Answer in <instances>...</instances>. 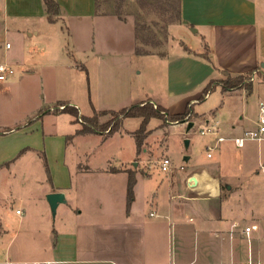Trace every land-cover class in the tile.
Instances as JSON below:
<instances>
[{
  "label": "crops",
  "instance_id": "crops-1",
  "mask_svg": "<svg viewBox=\"0 0 264 264\" xmlns=\"http://www.w3.org/2000/svg\"><path fill=\"white\" fill-rule=\"evenodd\" d=\"M56 1L59 12L54 20H49L43 0H0V63L18 71L11 80L0 81V126L3 95L19 85L35 105L29 118L35 123V133L42 137L43 145L42 149L34 145L25 147L11 163L39 157L44 169L49 166L50 170L49 178L45 170L48 187L44 193L60 191L64 195L55 208L57 213L63 204L59 224L45 229L43 255L12 258L9 243L3 241L5 232L0 231V263L10 259L44 264H264V210L259 208L264 203V193H260L264 190V179L256 185L258 180L252 174L241 178L240 171L230 173L221 160L208 159L213 156L212 148L229 152L232 147L240 155V147L231 140L241 135L235 125L229 130L220 123L219 131L226 137L221 142L216 143L209 134L204 143L205 161L194 160L188 166L185 162L191 154L182 155L179 161L165 154L163 157L170 158L173 171H160L157 161L160 176L156 177L154 165L137 168V162L132 167L126 160L119 165L93 168L76 155L74 164H69V143L86 136L100 139L115 134L128 117L120 118L114 131L109 132L106 126L81 132L80 123L73 121L71 114L49 110L64 102L77 107L83 116H91L100 110H117L149 101L154 106H163L170 114L187 108L183 120L152 118L171 126H191L195 119H201L204 125L217 119L212 117L223 108V103H216L208 113L196 112L193 106L196 90H202V98L218 86L221 97L234 98V93L240 91L243 96L248 91L264 101V0H180L179 22L206 44H200L198 51L183 42L180 51H171V45L162 55L150 50L135 52L138 43L133 21L129 37L122 36L123 33L109 35L102 47L99 33L102 17L111 18L114 24L126 22V17L103 12L95 0ZM72 44L77 48V57L70 51ZM136 54L166 60V94L173 99L178 96L187 99L183 110L171 111L173 102H160L151 87H146L143 93H134L128 74L138 67L133 66L132 56ZM225 72L231 76L254 74L250 90L245 85L221 89L215 81ZM122 73L125 78H118V83L117 75ZM116 105L121 106L113 108ZM134 118L139 126L140 117ZM257 120L242 131L254 128ZM138 126L126 133L132 143L128 159L140 156V161L150 153L151 129L147 130L146 125L138 152L133 136ZM18 127L9 128L7 133H16ZM256 149L260 156L264 144L258 143ZM208 151L210 156L206 154ZM81 155L85 157L87 152ZM262 162L255 167V175L261 174L258 168ZM180 165L185 169L180 170ZM129 173L135 180L132 198L127 203ZM191 175L196 179L192 186L187 183ZM89 178H94L93 185L97 187L92 189L93 194L86 195ZM240 186L244 189L253 186L257 190L241 193ZM251 223L257 228L246 235L243 227Z\"/></svg>",
  "mask_w": 264,
  "mask_h": 264
},
{
  "label": "rangeland",
  "instance_id": "rangeland-1",
  "mask_svg": "<svg viewBox=\"0 0 264 264\" xmlns=\"http://www.w3.org/2000/svg\"><path fill=\"white\" fill-rule=\"evenodd\" d=\"M172 4H174V0H172ZM98 5L103 12L125 16L127 19L126 22L114 24L111 18L102 17L99 25L102 47L103 45L105 46L104 41L109 35L119 36L123 33L122 36L129 37V25L132 24V21L134 23L136 20L139 25L143 23L147 25L143 24L141 28L136 29L137 35H149L152 31L155 34L154 39L159 41L155 47L137 41L140 48L165 53L168 47L172 45L171 51L177 52L180 51L184 42L190 43L193 45L194 50L198 49L200 51L201 48L199 47L206 44L199 38L198 34L193 33L185 25H182L181 22H166L162 18L161 13L162 7L168 5L167 2H162V0L161 2L154 0H98ZM171 9H174V7H171ZM71 50L74 51L75 57H77L78 51L74 44L71 45ZM105 50L106 48H102V51ZM132 57L133 66L135 65L136 67L138 65L133 71L129 70L130 73L128 74L129 81L134 86V93H143L146 87H151L156 96L160 98V102L163 101V104L173 102V105L170 107L171 111L183 110L187 99H184L182 96L173 99L169 98L166 94V60L159 56L145 57L137 54ZM136 62L140 63L135 64ZM17 73V68H13V72L1 81H9ZM118 78H125L124 73L117 75L119 83L120 80ZM221 78L223 76L216 79L215 82H219ZM220 93L221 90L216 86L207 97L202 96L200 98L202 90H196L193 93L196 97V102L193 105L194 110L199 113L203 111L208 113L209 108L216 103H223V108L218 109L215 117H212L219 119L221 127L226 126L230 130L231 125H235V130L238 131L240 129L239 134H242L244 126L254 125L259 115V99L255 93L251 94L246 91L243 96H240L239 91L234 93V98L221 97ZM31 102L33 103V100L28 98L27 91L20 89L19 85L18 88L15 86V89L4 93L1 116L3 124L0 126V220L3 223V225H0V231L1 233L5 232L3 241L9 243L10 256L12 258L24 259L38 258L43 255L44 251L41 246H45L47 240L45 238V229L59 224L63 207V204H60L57 213L54 212V214L50 209L47 195L44 193L46 187H48V182L46 180L45 169L39 157H33L25 163H17V161H14V164L11 163L14 160V156L29 145L39 146L40 149L43 148L42 137L38 133H35V123L31 122L29 118V114H33L35 110V105ZM57 104L51 106L49 110L53 111L56 109L55 106ZM120 106L116 105L113 108ZM86 111L88 112L89 109L86 108ZM81 115L78 111L77 120ZM110 117L108 113L97 115L98 123L103 125L102 129L107 128L105 123ZM189 118L191 116H188ZM25 124L27 125L24 126ZM17 126H19V129L16 133H7L2 130L3 128L5 130ZM137 126L136 119L128 117L124 119L123 125L118 130L123 134L122 136L119 135V132H116L115 134L101 136V140L95 136H86L73 140L69 143V164L71 166L74 164V157L76 155L81 156L82 162H86L93 168L103 167L104 164L119 165L120 161L126 160L127 164L132 167H136L135 164L137 162V168L142 167L143 164L154 165L153 167L156 168L152 167L154 170L153 175L157 177L160 176L157 169V161L165 154L171 156L174 161H179L182 155L191 154L189 161L185 162L188 166L194 160L202 162L207 159L204 143L210 135L199 133V130L204 127L201 119H195L191 126L186 124L171 126L164 123L163 120L151 118L147 123V130L151 129V133L148 136L150 140L148 145L150 146V153L146 154V157L140 161V156H137L134 160H130L128 158L132 143H130V138L126 132L127 130L135 129ZM133 136L135 137V135ZM258 143L264 144V141L246 140L244 146L240 147L239 156L236 152L237 149L232 147L229 152L212 148L211 153L213 156L208 159L221 160L222 164L225 167L227 166L230 173L240 171L241 178H246L252 174L253 179L258 180L256 185H259L263 181L264 176L262 174L255 175L254 169L257 167L259 161L264 160V151H260V156L258 155L256 149ZM140 147L141 145H139L138 152H140ZM81 152H87V155L83 157ZM47 167L50 172L49 166ZM89 181L86 195L93 194L92 189L97 187L93 185L94 178H89ZM254 188L257 190L253 186H246L245 189L240 186V192L253 193ZM221 189L222 193L226 192L223 184L221 185ZM260 193H264V190H261ZM259 208L260 210H264V203H260ZM16 209L18 212H16ZM2 229L6 231H2Z\"/></svg>",
  "mask_w": 264,
  "mask_h": 264
},
{
  "label": "trees",
  "instance_id": "trees-1",
  "mask_svg": "<svg viewBox=\"0 0 264 264\" xmlns=\"http://www.w3.org/2000/svg\"><path fill=\"white\" fill-rule=\"evenodd\" d=\"M161 2V0H154ZM45 7H46V12H47V17L49 20H54V16L58 14L59 12V6L56 0H43ZM162 2H167L168 6L162 7V13L161 15L163 16L162 18L166 22H173V21H181V15H180V0H174V4H172V0H162ZM95 3L98 4V0H95ZM171 7H174V9H171ZM169 10V11H168ZM165 11V12H164ZM119 16V15H118ZM145 26H147L145 23H143ZM143 24L139 25L137 20L134 22V35L135 39L137 41H140L143 44L150 45L151 47L157 46L159 43L158 40L154 39V33L149 35H137L136 29H139L143 26ZM135 52L136 53H149L150 51L145 48H140L138 45L135 47ZM162 55V53H160ZM260 74V73H257ZM251 76V72H248L246 74H240V75H235L231 76L229 73H223V78L219 80L221 89L227 90L230 88L238 87L241 85H245L247 90H250L251 88V81L249 80V77ZM210 86V83L206 86V90ZM64 103V102H60ZM67 112L71 114L74 117L73 121L78 122L76 116L78 112V108L75 106H65L63 109H54L53 112ZM108 113L110 114V119L105 123L107 127H109V132L114 131L118 124L119 120L122 117H140V124L138 128L135 130V139L137 143V147L139 148V145L141 144L142 137L144 132L146 131V125L149 121L150 118L152 117H158V118H163L164 116L167 117L170 120H183L185 116L188 114V109L186 108L183 112L180 113H174L170 114L168 113L167 109L164 108L163 106L157 104L153 105L149 101H144L140 103H135L132 104L128 107H122L117 110H100L96 113H94L91 116H83L81 115L82 122L80 123V129L79 131L81 132H87V131H92L95 130L98 127H103L102 124L98 123L97 120V115L98 114H105ZM10 129H5V132H8ZM47 176L49 178V171L48 168L45 167ZM134 175L132 173L128 174V180H127V187H126V194H127V203L132 198V187L134 183Z\"/></svg>",
  "mask_w": 264,
  "mask_h": 264
},
{
  "label": "built area",
  "instance_id": "built-area-1",
  "mask_svg": "<svg viewBox=\"0 0 264 264\" xmlns=\"http://www.w3.org/2000/svg\"><path fill=\"white\" fill-rule=\"evenodd\" d=\"M6 46L8 44L6 43ZM13 72V67L6 63H0V81L3 80L8 74ZM254 74H252L249 77V80H253ZM71 105L70 103H58L55 108L56 109H63L65 106ZM74 106V105H71ZM258 109H259V116H258V123L254 128L245 129L241 135L233 136L231 137V140L233 143L241 147L244 145V142L246 140H262L264 139V101H259L258 103ZM79 122H82V118L78 117ZM220 122L217 119H213L211 121H207L203 128L199 130V133L204 134H211L215 138L216 143L221 142L226 139V137L220 133L219 131ZM206 149H210L209 146L206 147ZM208 156H210V152L208 151L206 153ZM158 166L160 171L164 173H171L173 171V168L171 166V160L169 157H162L158 160ZM180 170H184L185 166L180 165ZM258 171L264 175V162L259 164ZM18 212V210H16ZM257 228V225L254 223L247 224L243 227V232L246 235H249L250 231H253ZM0 264H44L40 261H22L17 262L10 259H6L2 261Z\"/></svg>",
  "mask_w": 264,
  "mask_h": 264
},
{
  "label": "water",
  "instance_id": "water-1",
  "mask_svg": "<svg viewBox=\"0 0 264 264\" xmlns=\"http://www.w3.org/2000/svg\"><path fill=\"white\" fill-rule=\"evenodd\" d=\"M187 183L190 186H192L196 183V179H195L194 175H191L187 179ZM46 195H47V201L49 203L50 209H51L52 213L54 214L57 203L64 200V195L60 191H53V192L47 193Z\"/></svg>",
  "mask_w": 264,
  "mask_h": 264
}]
</instances>
